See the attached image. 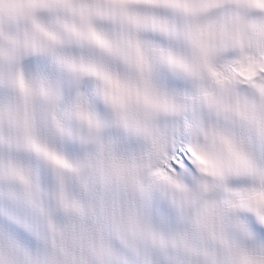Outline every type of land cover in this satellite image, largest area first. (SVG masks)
Instances as JSON below:
<instances>
[{
  "label": "snow or ice",
  "instance_id": "obj_1",
  "mask_svg": "<svg viewBox=\"0 0 264 264\" xmlns=\"http://www.w3.org/2000/svg\"><path fill=\"white\" fill-rule=\"evenodd\" d=\"M0 264H264V0H0Z\"/></svg>",
  "mask_w": 264,
  "mask_h": 264
}]
</instances>
